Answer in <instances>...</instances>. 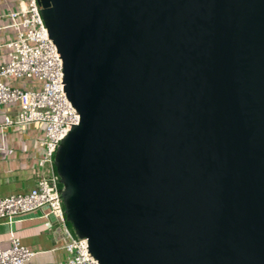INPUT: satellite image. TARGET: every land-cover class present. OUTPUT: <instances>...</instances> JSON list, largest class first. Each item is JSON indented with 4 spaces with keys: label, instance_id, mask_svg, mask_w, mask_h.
I'll use <instances>...</instances> for the list:
<instances>
[{
    "label": "water",
    "instance_id": "water-1",
    "mask_svg": "<svg viewBox=\"0 0 264 264\" xmlns=\"http://www.w3.org/2000/svg\"><path fill=\"white\" fill-rule=\"evenodd\" d=\"M79 116L53 166L98 264H264V0H37Z\"/></svg>",
    "mask_w": 264,
    "mask_h": 264
},
{
    "label": "built area",
    "instance_id": "built-area-1",
    "mask_svg": "<svg viewBox=\"0 0 264 264\" xmlns=\"http://www.w3.org/2000/svg\"><path fill=\"white\" fill-rule=\"evenodd\" d=\"M15 35L6 42L8 61L0 66V108L14 105L13 114L4 116L0 128L36 125L42 135L35 169L38 180L27 192L0 196V221L10 226L14 219L42 211L63 240L65 257L60 264H98L89 254L86 239L79 238L64 215L61 187L53 160L59 142L79 116L66 99L62 65L40 15L37 0H18L13 10L0 15ZM9 82L34 81L21 88ZM9 245L0 248V264H26L36 252L23 246L9 230Z\"/></svg>",
    "mask_w": 264,
    "mask_h": 264
},
{
    "label": "crops",
    "instance_id": "crops-1",
    "mask_svg": "<svg viewBox=\"0 0 264 264\" xmlns=\"http://www.w3.org/2000/svg\"><path fill=\"white\" fill-rule=\"evenodd\" d=\"M18 0H0V15L13 10ZM7 21L0 19V66L8 61L5 44L15 30L6 28ZM5 83L16 87H31L34 81L24 80ZM14 105L0 108V124L7 114H13ZM42 135L36 125L26 127L0 128V196L27 192L36 186L38 173L35 169L39 157L38 141ZM42 211H35L13 220L10 226L0 221V248L9 245V230L21 244L36 254L26 264H60L65 257L61 235L54 229L50 219L41 217Z\"/></svg>",
    "mask_w": 264,
    "mask_h": 264
}]
</instances>
